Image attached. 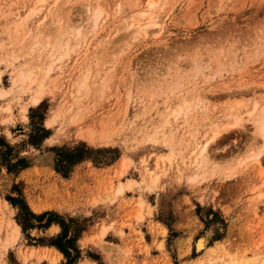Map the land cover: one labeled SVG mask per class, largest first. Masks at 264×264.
<instances>
[{
    "label": "rangeland",
    "instance_id": "obj_1",
    "mask_svg": "<svg viewBox=\"0 0 264 264\" xmlns=\"http://www.w3.org/2000/svg\"><path fill=\"white\" fill-rule=\"evenodd\" d=\"M147 2L0 0V264H264V151L248 157L264 0ZM54 34L68 40L61 59L42 49ZM46 62L31 106L14 76ZM224 126L225 153L191 183L199 147ZM63 231L67 255L52 245Z\"/></svg>",
    "mask_w": 264,
    "mask_h": 264
},
{
    "label": "bare ground",
    "instance_id": "obj_2",
    "mask_svg": "<svg viewBox=\"0 0 264 264\" xmlns=\"http://www.w3.org/2000/svg\"><path fill=\"white\" fill-rule=\"evenodd\" d=\"M154 5V2H153V0H148V2H147V5H145V6H147V8H152V6ZM94 10V12L93 13H91L92 15V18H90V21H91V23L93 24V25H96V22H97V20H98V18L100 17V15H101V8L98 6V4H96V7H95V9H93ZM89 11V10H88ZM144 11V10H143ZM150 11V10H149ZM92 12V11H91ZM33 13V12H32ZM141 13V15H139L140 17L141 16H143V18H144V15H146V13L144 12V13H142V12H140ZM149 13L147 12V15H148ZM151 15H153V14H151ZM90 16V17H91ZM149 16H150V14H149ZM140 17L138 18V19H140ZM146 19V18H145ZM141 20V19H140ZM139 20V21H140ZM148 19H146L145 20V22L147 21ZM150 20V19H149ZM153 21V20H152ZM145 22H142V25L140 24V23H138V25H137V27L139 28V27H141L140 29H141V31L143 32V35L144 36H146L147 37V35H148V31H146V30H148V29H146V27L148 28L150 25H151V27H152V24L154 23H151L150 24V21H149V23H147V24H144L143 25V23H145ZM156 24V23H155ZM154 24V25H155ZM130 25V24H129ZM140 25V26H139ZM145 25H146V27H145ZM153 25V26H154ZM131 26V25H130ZM142 26H144L143 28H142ZM58 27H59V25H58ZM126 27H128V26H126ZM137 27H136V29H137ZM57 28V27H56ZM54 29H55V27H54ZM67 28L65 27L64 29H59V30H63V32H65L64 30H66ZM138 30V29H137ZM68 31V30H67ZM80 31V30H79ZM56 32V31H55ZM141 32V33H142ZM57 33H60L59 31L57 32ZM137 33L138 32H136V35H137ZM78 34H80V32H78ZM135 34V33H134ZM55 35V34H54ZM52 36L51 38L49 37L48 38V40L46 41V44H47V48H42L43 50L44 49H48V52H49V57H52L53 59H61V58H63L69 51H68V40H61V39H59V38H61V37H57L56 35L55 36ZM132 36V39H133V34L131 35ZM135 36V35H134ZM128 37V36H127ZM137 37V36H136ZM124 39V38H123ZM26 41V40H25ZM35 41H37V39L35 40ZM30 42L31 44H32V49L31 50H33V47L36 49L37 47V45H35L36 44V42ZM33 44H34V46H33ZM38 44V43H37ZM29 45V44H28ZM41 45L42 44H39V46H40V48H41ZM25 46V44H21V47H19L18 49L19 50H21L22 51V49H23V47ZM42 46H46V45H42ZM26 47V46H25ZM24 47V48H25ZM41 49V50H42ZM40 52H42V51H40ZM51 66H52V62H46V64L45 65H43L42 66V69L44 70V73L43 74H41L40 76H38V75H34V74H32V71H33V69L31 68V66H29L28 65V63L27 64H23L22 66H20V68L18 69V72L16 73V75L14 76V79H13V81H16V80H18V81H20L21 82V84H27V85H29L30 87H31V90H32V93H31V96H30V98H29V100H28V102H27V104H29V105H31V106H36L37 104H39V102L42 100V97H43V95L45 94L44 93V91H43V85H42V83H43V80L46 78V76H47V73L51 70ZM82 76V75H81ZM84 76V75H83ZM87 76V75H86ZM107 77V76H106ZM84 78V77H83ZM86 78V77H85ZM84 78V79H85ZM81 79V78H80ZM78 82H80V80L78 81ZM76 86V85H75ZM82 87V86H81ZM80 87V88H81ZM80 90V89H79ZM78 90V91H79ZM187 100V99H186ZM190 100V99H189ZM193 101V103H194V100H192ZM185 102V101H184ZM190 102H191V100H190ZM197 102V101H196ZM188 104V106H189V101L187 102ZM192 103V102H191ZM190 103V104H191ZM193 103H192V105H193ZM25 104H21V106H22V110H25L26 109V105L24 106ZM182 105V104H181ZM186 105V102H185V106H187ZM180 107V106H179ZM191 108H192V106H190ZM185 108V107H184ZM179 110H181V108H179V109H176V111L175 110H173V112L172 113H169V114H172V115H175V113H178V111ZM182 110H183V105H182ZM187 110V109H186ZM185 110V111H186ZM253 110L255 111L256 110V104H254V107H253ZM252 111L250 112V115H252ZM48 122H49V125H51V124H53L54 122H55V115H51L50 117H49V120H48ZM241 122H242V118L241 117H235L234 118V122H233V125H241ZM253 122L254 123H256L255 124V131H256V133H257V135L259 136L258 138H259V140H260V142L259 143H257L256 145H255V147H253V149L251 150V152H252V154H251V156H248V157H250L252 160H254V162H256V163H260V161H261V159H262V154H263V151H264V108L263 109H261L259 112H258V114H257V116L255 117V119L253 120ZM221 128V127H220ZM212 130V131H211ZM210 131H211V136L208 138V139H205V142L199 147V149H198V152H197V156L195 157V158H193L194 160H192L193 161V167H195L194 169H195V171H193L194 173H193V175L192 176H190V178H189V180L191 181V183H192V181H195L196 179H197V177L199 176V171H202V173L203 172H205V171H203L202 169L205 167V166H207V163L211 160L210 159V157H211V155L212 156H216V155H221V154H223V153H225L224 151H223V149H224V146H228V141H230L229 139H230V136H224V134L226 133V132H224L225 130H228L227 129V127L226 126H224V128H222V129H219V128H216V127H214L213 129H211ZM223 131V132H222ZM65 132H60L59 134H54V137L55 138H57V137H59L60 135H63ZM235 133V132H234ZM153 135V134H152ZM228 135V134H227ZM205 136V135H204ZM235 136V134H233V138H235L234 137ZM53 136L51 137V138H53V139H55ZM150 138V137H149ZM155 137H153V138H150L149 140H153V141H155V139H154ZM233 138L231 139V140H233ZM257 138V137H256ZM253 139V138H252ZM45 140H49V138H46ZM149 140H147V141H149ZM234 141V140H233ZM150 142H152V141H150ZM254 142V141H253ZM253 145V144H252ZM249 148H250V146H249ZM252 148V147H251ZM250 148V149H251ZM249 149V150H250ZM250 154V153H249ZM196 155V154H195ZM210 159V160H209ZM216 160V159H215ZM129 160H128V158H127V156H124L123 158H122V162H121V168H126L127 167V164L129 163L128 162ZM190 167H192V166H190ZM207 168V167H206ZM209 168V167H208ZM193 169V170H194ZM205 169V168H204ZM223 168H221V170H222ZM125 170V169H124ZM206 172H207V170H206ZM198 173V174H197ZM187 179H188V177H187ZM190 183V182H189ZM123 188L121 187V186H118V192H121V190H122ZM103 233H104V229H102V231H101V235H103ZM205 242V239H204V241L202 240V239H200V240H198V243H197V247H198V249H200V248H202L204 245H203V243Z\"/></svg>",
    "mask_w": 264,
    "mask_h": 264
},
{
    "label": "trees",
    "instance_id": "obj_3",
    "mask_svg": "<svg viewBox=\"0 0 264 264\" xmlns=\"http://www.w3.org/2000/svg\"><path fill=\"white\" fill-rule=\"evenodd\" d=\"M44 216V215H42ZM42 216H33L34 218L40 219ZM48 224V223H46ZM64 229V228H63ZM66 238V231H63L62 234L58 237L57 242L52 243L59 251H61L64 255H67V248L62 245V242ZM69 242V241H68Z\"/></svg>",
    "mask_w": 264,
    "mask_h": 264
}]
</instances>
